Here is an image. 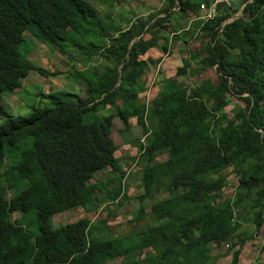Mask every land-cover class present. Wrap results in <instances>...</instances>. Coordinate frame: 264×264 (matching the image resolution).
<instances>
[{
    "label": "trees",
    "instance_id": "1",
    "mask_svg": "<svg viewBox=\"0 0 264 264\" xmlns=\"http://www.w3.org/2000/svg\"><path fill=\"white\" fill-rule=\"evenodd\" d=\"M201 1L207 2L166 0L164 15L150 24L136 16L122 26L111 12L87 8L88 0H0V264H210L224 254L227 264H240L241 247L264 223V0H239L242 15L223 25L237 7L219 6L214 18L195 20L192 29L171 27L168 38L162 26L174 16L172 8L182 19L196 14ZM194 27L208 35L201 64L189 71L182 57L149 103L139 104L147 63L158 60L140 56L151 47L169 54ZM24 31L74 58L65 82L74 92L52 90L41 96L50 106L13 115L3 99L22 88V78L30 71L57 73L30 62L21 50ZM214 66L215 81L185 83ZM114 117L121 132L135 118L148 135L146 143L132 141L144 160L134 225L126 234L109 230L113 214L104 207L102 219L54 226L58 211L82 206L91 212L127 197L111 137ZM161 152L166 159L157 161ZM102 168H109L106 177L90 181ZM228 177L236 183L226 194ZM222 245L228 253L215 252Z\"/></svg>",
    "mask_w": 264,
    "mask_h": 264
},
{
    "label": "rangeland",
    "instance_id": "2",
    "mask_svg": "<svg viewBox=\"0 0 264 264\" xmlns=\"http://www.w3.org/2000/svg\"><path fill=\"white\" fill-rule=\"evenodd\" d=\"M112 2L110 5L109 3ZM239 2V1H238ZM235 3L234 6H237L239 10L241 6L239 3ZM166 6V0H88L87 8H96L100 14L111 12L113 19L117 21L120 25L125 26L126 22L132 17L141 16L143 18L149 19V24L158 16H163V8ZM224 6H221L223 9ZM174 16L179 15L178 8H172ZM240 14L239 12H237ZM171 23L167 20L163 21V28L168 32V38L171 37L173 31L170 29L173 28V25L179 24L182 27H189L192 29V22L189 23L188 19H175L174 17L170 18ZM172 27V28H171ZM195 28V27H194ZM174 30V28H173ZM162 31V30H161ZM115 34L114 32H111ZM149 33V32H148ZM199 28H195L193 35H188L186 40L178 39L175 43L171 44L170 53H162L161 50L156 48H150L144 55L140 56L141 59H159L151 63H147L145 74L143 79L147 85L146 91L140 94L139 104L149 103V101L157 94L160 84L172 76L175 72L176 67L181 66V58L186 57L190 61L189 71H193L201 64V56L204 53L203 44H205L204 34H199ZM23 35L25 37L24 43L21 45V50L30 60V62L38 68L54 71L57 73L54 76H40L35 71H30L28 75L21 79V89H15L12 94H8L4 99L3 103L8 108L9 112L13 115L16 114H26L32 106L40 105L41 107L50 106L51 101L48 102L47 98H42L41 96L52 91L59 90L62 92H74V88L65 87V82L68 79L67 73H74V58H70L65 53L58 50L56 47L53 49L47 48L43 43L39 42L28 31H24ZM178 35H182L180 32ZM199 35V36H198ZM86 36H91L92 40L95 41L93 34L87 33ZM202 36V38H201ZM146 37H150V34H147ZM185 37V36H183ZM162 36L159 38L158 43H162ZM69 47L65 48V51ZM71 48V47H70ZM67 54H70L66 51ZM196 54L199 56L196 58ZM78 55L77 58H82L84 55ZM194 57L196 59H194ZM196 71V70H195ZM209 78L215 81V66L209 68L208 71H204L199 74H194L192 77H189L185 80V83L189 84L190 87H194V82L201 81L202 79ZM182 80V78H178ZM74 81V79H73ZM21 90V91H20ZM38 91H43L38 95ZM150 99V100H149ZM234 102L241 103V101L234 96ZM264 103V102H263ZM232 105H229L225 108V111L230 113ZM108 110L102 111L106 113ZM2 117L0 116V121ZM123 127L121 120L118 117H114L112 123L111 137L114 142L118 145V149L115 152V155L121 160L120 163L122 167L129 171L126 177V192L127 197L123 199L121 203L110 204L109 202L103 203L96 210L91 212H86L82 207L78 206L71 210H64L58 213H55L51 217V222L54 226H60L67 224L71 221H74L83 216H88L91 220L102 219L106 216L104 207L108 208L112 212V216L107 218V226L111 231H118L126 234L130 228L134 225L131 222V213L139 207V202L137 201V195L141 193V188L138 185L140 177V168L144 165V160L138 161V148L132 142L140 137L142 143H145L148 139V135L142 133L140 127L136 124L135 118H130V124L127 131H120L119 129ZM19 147L23 146V143H18ZM164 159L165 155H162L161 158ZM108 168L99 170L91 176L90 181H97L105 177ZM236 183V177H228V185L225 186L224 192H231L233 186ZM100 195L99 191H96ZM10 195V190L7 193L6 197ZM226 196L225 194H223ZM135 196V197H134ZM134 197V198H132ZM104 198H107L105 195ZM106 200V199H104ZM109 203V204H108ZM145 211L150 210V205L145 204ZM251 214V213H250ZM250 214L248 218H250ZM18 217L17 213H13L11 219ZM264 217V215H263ZM248 223H244V227ZM243 226L241 229H243ZM255 239L251 242H247L243 247H241V252L239 254L240 264H264V224L260 227L259 231L255 234ZM227 246L222 245L216 249V253H228L226 250ZM230 260L229 254H224L219 257L216 261H210V264H227ZM119 259L108 260L106 264H120Z\"/></svg>",
    "mask_w": 264,
    "mask_h": 264
},
{
    "label": "clouds",
    "instance_id": "3",
    "mask_svg": "<svg viewBox=\"0 0 264 264\" xmlns=\"http://www.w3.org/2000/svg\"><path fill=\"white\" fill-rule=\"evenodd\" d=\"M239 0H237L236 1V3L238 2ZM209 2V0H207V2H205V1H201L200 3H199V6H198V9H197V12H196V14L194 13H192V12H188L187 14H186V16H184L183 18H186V20L188 19V21H189V23L190 22H194L195 20L196 21H201V22H205V21H208V20H210V19H206V20H204V19H202L201 17H200V5L202 4V3H204V4H207ZM239 3V2H238ZM235 4V3H234ZM234 4L231 6V7H227V6H225V5H223V4H218V6H217V9H216V15L218 14V11H219V9H218V7L219 6H224V7H226V8H235V7H237V6H234ZM239 5L241 6V8L238 10H236V12L231 16V17H229V18H227V19H225L224 21H223V23H222V25L223 24H225V23H227V22H229V21H231L232 19H234V18H236V17H238V16H241L242 15V6L244 5V4H240L239 3ZM178 8V7H177ZM237 12H239L240 14H238ZM215 15V16H216ZM214 16V17H215ZM172 17H174V16H172ZM214 17H212V18H214ZM171 18V17H170ZM175 18V17H174ZM182 18V19H183ZM211 18V19H212ZM176 19V18H175ZM168 22H171V20H169ZM173 26H177V24H175V25H173ZM184 29H186V28H189V27H183ZM220 30V29H219ZM151 48H155V47H151ZM157 49V48H156ZM163 53V52H162ZM164 54V53H163ZM158 59H159V57H158ZM156 60V59H155ZM18 89V88H17ZM146 91V90H145ZM144 91V92H145ZM143 92V93H144ZM140 96V95H139ZM150 100V99H149ZM146 104H148V103H146ZM127 130H129L128 128L126 129V130H124V131H127ZM111 131H112V127H111ZM140 141H141V139H140ZM142 142V141H141ZM146 143V142H145ZM162 155H165V158L164 159H158L157 158V161H162V160H165L166 159V156H167V154H166V152H161L160 154H158V156L157 157H159V158H161L162 157ZM121 161V160H120ZM123 168V167H122ZM103 169H106V168H102V169H98V170H96L95 171V173L97 172V171H99V170H103ZM108 170H109V168H108ZM108 170H107V172H106V175H107V173H108ZM123 170L125 171V175H126V177H127V175H128V173H129V171L128 170H126V169H124L123 168ZM94 173V174H95ZM106 175H105V177H106ZM104 178V177H103ZM93 182V181H92ZM139 183V182H138ZM138 188H141V187H138ZM225 188V187H224ZM224 188H223V191H224ZM126 189H127V187H126ZM142 191V190H141ZM125 194L127 195V192L125 191ZM139 195V194H138ZM135 197V196H134ZM134 197H132V198H134ZM126 198H129V197H126ZM125 198V199H126ZM123 200V199H122ZM122 200H121V202H122ZM107 202V201H106ZM105 203V202H104ZM110 203V202H109ZM108 203V204H109ZM110 204H112V203H110ZM115 204H117V202H115ZM78 207V206H77ZM80 207H82V206H80ZM75 208V207H74ZM83 208V207H82ZM71 209H73V208H71ZM71 209H69V210H71ZM62 211H64V210H62ZM58 212H60V211H58ZM58 212H56V213H58ZM14 213V212H13ZM16 213V212H15ZM55 214V213H54ZM84 217V216H83ZM82 218V217H81ZM79 219V218H78ZM77 220V219H76ZM75 221V220H74ZM92 221H94V220H92ZM71 222H73V221H71ZM70 223V222H69ZM264 224V223H263ZM65 225V224H64ZM114 260V259H113Z\"/></svg>",
    "mask_w": 264,
    "mask_h": 264
},
{
    "label": "built area",
    "instance_id": "4",
    "mask_svg": "<svg viewBox=\"0 0 264 264\" xmlns=\"http://www.w3.org/2000/svg\"><path fill=\"white\" fill-rule=\"evenodd\" d=\"M236 1L237 0H217V6L218 4H223L227 7H231L234 3H236ZM216 9H209L208 3H202L200 5V17L204 20L211 19L216 15Z\"/></svg>",
    "mask_w": 264,
    "mask_h": 264
},
{
    "label": "bare ground",
    "instance_id": "5",
    "mask_svg": "<svg viewBox=\"0 0 264 264\" xmlns=\"http://www.w3.org/2000/svg\"><path fill=\"white\" fill-rule=\"evenodd\" d=\"M208 7H209V9H216L217 8V0H209Z\"/></svg>",
    "mask_w": 264,
    "mask_h": 264
},
{
    "label": "crops",
    "instance_id": "6",
    "mask_svg": "<svg viewBox=\"0 0 264 264\" xmlns=\"http://www.w3.org/2000/svg\"><path fill=\"white\" fill-rule=\"evenodd\" d=\"M158 50V49H157Z\"/></svg>",
    "mask_w": 264,
    "mask_h": 264
}]
</instances>
